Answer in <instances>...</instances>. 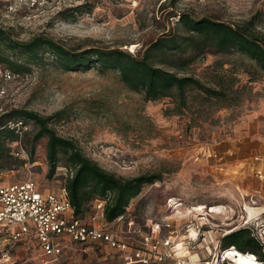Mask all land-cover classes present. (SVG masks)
<instances>
[{
    "label": "rangeland",
    "instance_id": "1",
    "mask_svg": "<svg viewBox=\"0 0 264 264\" xmlns=\"http://www.w3.org/2000/svg\"><path fill=\"white\" fill-rule=\"evenodd\" d=\"M180 14L233 27L252 24L251 32L264 38V0H0V28L19 42L43 35L73 50L119 49L134 56L163 36L179 34ZM188 54L171 60L182 65ZM160 60L158 55L152 59L166 71L224 91L225 99L187 90V107L179 112L174 98L146 102L121 84L116 71L95 66L64 72L45 55L29 73L14 74L0 65V120H9L5 116L16 110L54 116L49 127L105 171L122 179L159 177L142 186L129 213L136 229L150 234L159 226V238L174 243L172 259L161 264H236L230 251H223L222 238L250 227L264 248V181L254 178L250 163L235 158L231 163L222 152L249 116L264 119V74L236 52L209 51L183 70ZM26 128L19 145L28 161L0 162L2 181L31 179L57 193L62 184L58 169L65 162L60 156L49 176L47 138L34 143L36 126ZM262 140L259 166L264 168ZM27 224V240H0V264H39L34 230ZM118 228L120 235L137 241L124 224ZM129 255L95 244H68L56 264H138ZM237 262L257 264L249 255Z\"/></svg>",
    "mask_w": 264,
    "mask_h": 264
},
{
    "label": "trees",
    "instance_id": "2",
    "mask_svg": "<svg viewBox=\"0 0 264 264\" xmlns=\"http://www.w3.org/2000/svg\"><path fill=\"white\" fill-rule=\"evenodd\" d=\"M178 19L180 33L157 39L141 56L119 49L73 50L43 35L19 42L8 31L0 28V65L14 74L29 73L31 66L42 63L46 55L51 57L55 68L64 72H86L95 66L101 71H116L121 84L132 92L142 94L146 102L174 98L179 112L187 107V90H196L209 98L225 99L226 94L205 86L196 78L178 76L154 65L152 59L155 55L162 57L157 63H168L171 68L183 70L196 57L209 51L236 52L253 62L257 70L264 74V38L251 32L252 24L233 27L208 18L195 19L188 14H180ZM187 52L189 54L184 58L186 62L177 64L176 60H180L177 56ZM164 57L166 60H163ZM174 58L176 60H171ZM5 117L9 120H0V162L6 158L20 162L11 156L9 145L26 135L22 127L28 123L34 124L37 130L33 142L47 138L45 149L49 176L54 175L59 167L60 156L65 168L72 172V176L64 180L63 186L76 217L82 218L89 214L93 202L103 200L104 219L112 222L126 212L130 201L139 195L143 185L153 184L160 179L154 175L122 179L105 171L84 156L71 140L58 136L49 127L54 116L43 117L32 111L16 110ZM9 124H20L19 130L9 128ZM32 153L33 148L30 156ZM222 248L223 251H230L236 264L238 258L248 255L254 257L257 264H264L263 244L250 227L225 235Z\"/></svg>",
    "mask_w": 264,
    "mask_h": 264
},
{
    "label": "built area",
    "instance_id": "3",
    "mask_svg": "<svg viewBox=\"0 0 264 264\" xmlns=\"http://www.w3.org/2000/svg\"><path fill=\"white\" fill-rule=\"evenodd\" d=\"M19 125L9 124L8 127L19 130ZM25 129L26 126L22 127V130ZM9 148L15 159L28 161L29 156L19 141L9 145ZM59 169L62 184L57 193L42 189L38 182L31 179L2 181L0 173V240L10 243L27 240L26 235L31 229L27 221H30L34 230L31 239L36 241L40 251L39 264H56L68 244H95L118 254L129 251V261L138 264H161L172 259L174 243L169 238H159V226L150 234L136 229L129 208L114 221L106 222L103 216L105 202L95 200L89 214L76 217L63 186L72 172L67 168ZM120 224H124L126 233L137 236V241L131 242L120 235ZM2 257L6 262L10 260L6 253Z\"/></svg>",
    "mask_w": 264,
    "mask_h": 264
},
{
    "label": "crops",
    "instance_id": "4",
    "mask_svg": "<svg viewBox=\"0 0 264 264\" xmlns=\"http://www.w3.org/2000/svg\"><path fill=\"white\" fill-rule=\"evenodd\" d=\"M249 119L247 123L242 122L235 128L234 136L237 140L235 139L227 143L226 147L224 146L223 152H221L224 154L226 161L231 160V163H234V158L238 163L240 161L250 163V172L253 173L254 178L259 179L261 182L264 181V168L259 166V158L263 156L260 154L259 148L263 144L264 129L262 125L264 124V119H257V116H249ZM261 168L263 172L262 170H258Z\"/></svg>",
    "mask_w": 264,
    "mask_h": 264
},
{
    "label": "bare ground",
    "instance_id": "5",
    "mask_svg": "<svg viewBox=\"0 0 264 264\" xmlns=\"http://www.w3.org/2000/svg\"><path fill=\"white\" fill-rule=\"evenodd\" d=\"M250 256V255H249Z\"/></svg>",
    "mask_w": 264,
    "mask_h": 264
}]
</instances>
